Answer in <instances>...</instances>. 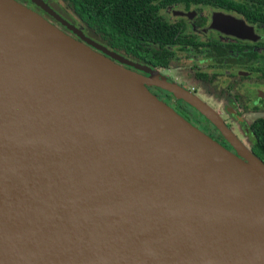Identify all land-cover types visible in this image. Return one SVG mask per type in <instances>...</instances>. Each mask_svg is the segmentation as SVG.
Listing matches in <instances>:
<instances>
[{"label": "water", "instance_id": "water-1", "mask_svg": "<svg viewBox=\"0 0 264 264\" xmlns=\"http://www.w3.org/2000/svg\"><path fill=\"white\" fill-rule=\"evenodd\" d=\"M211 26L256 38L233 15ZM0 264H264V163L191 92L0 0Z\"/></svg>", "mask_w": 264, "mask_h": 264}, {"label": "flooded vegetation", "instance_id": "flooded-vegetation-1", "mask_svg": "<svg viewBox=\"0 0 264 264\" xmlns=\"http://www.w3.org/2000/svg\"><path fill=\"white\" fill-rule=\"evenodd\" d=\"M16 1L34 10L63 32L84 42L93 50L128 69L150 78L154 77L176 83L200 98L211 108H214L213 104L215 103H223V106L230 112L233 121L242 124L244 122L242 114L244 112L259 111L260 104L264 101V91H256V97L252 98V96L240 93L237 88H233L232 83H227L226 87L222 86V81L219 78L217 80L218 85L210 83L212 77H219V72H223H209L208 69L211 68V65L208 62L210 61L215 63L218 68L225 69L223 73L227 79L238 76V79H251L253 77L264 80V28L257 23L248 22L242 14L234 10L226 9L219 4L215 5L212 0H82L86 3L94 1L100 14L106 10L115 11L116 13L118 11L124 12L129 19L130 29L133 30L135 27L132 32V34H135V40L129 45L131 47L137 46L138 49L141 47L140 51L143 57L132 52L129 54L118 48L119 43L116 40L109 41L104 36L102 27L92 30L85 18L77 11L73 0L66 1L71 5L73 12L82 23V30L80 31L72 26L73 24L66 13L52 8L44 0ZM215 13L242 18L247 25L253 28L256 38H240L212 27ZM150 14L159 18L163 25L170 28L172 35L168 37L169 40H165L166 37L163 36L160 43L148 37L147 26ZM141 31L142 34H139ZM150 48L158 50L157 58L161 56L167 62L151 63L150 60L151 58L154 59L155 55H151L148 59ZM106 52L119 56L129 63L119 61ZM182 58L195 62L181 66L177 61ZM135 64L143 68H139ZM230 69L236 71L233 73ZM174 70L176 71L175 78L171 74ZM146 86L158 99L173 108L191 124L217 140L231 152L241 156L236 153V148L223 136L218 128L211 121L206 120L191 104L177 98L172 92L159 86L153 84ZM249 92L251 93L250 90ZM230 100L233 105H231ZM258 118H264V114L254 117L244 130L245 133L249 132L250 134L249 147H246L240 141L252 153L251 146L254 142V136L250 124ZM222 119L237 135L225 119ZM253 154L255 155V153ZM242 158L244 159V157Z\"/></svg>", "mask_w": 264, "mask_h": 264}, {"label": "trees", "instance_id": "trees-1", "mask_svg": "<svg viewBox=\"0 0 264 264\" xmlns=\"http://www.w3.org/2000/svg\"><path fill=\"white\" fill-rule=\"evenodd\" d=\"M73 1L77 7V11L82 17L85 18L87 24L92 30L102 27L104 36H106L109 41L116 40L119 43L117 46L118 48L129 54L132 52L143 57V54L140 51L141 47L138 49L137 46L131 47L129 45V43H133L135 40V34H132V32L135 30V27L133 30L130 29L128 24L129 19L126 17L124 12L121 13L118 11L116 13L115 11L106 10L100 14L94 1H90L89 3H86L82 0ZM212 2L215 5L219 4L226 9L234 10L237 13L242 14L248 22L257 23L261 25L262 28H264V0H212ZM160 21L161 20L159 18H156L154 15L150 14L147 26V34L150 39L161 43L163 36L166 37L165 40H169L168 37L172 35V32L168 26L163 25V23ZM139 34H142V31L139 32ZM157 54L158 50H154L153 48L149 49V55L147 56L148 59H150L149 57L151 55H155L154 59L151 58V63L157 64L158 62L166 61L161 56L157 58ZM199 113L203 115L201 112ZM203 117L210 121L204 115ZM250 128L254 136V142L251 146V149L253 153H255L256 157L264 163V118H258L254 120L250 124Z\"/></svg>", "mask_w": 264, "mask_h": 264}, {"label": "rangeland", "instance_id": "rangeland-1", "mask_svg": "<svg viewBox=\"0 0 264 264\" xmlns=\"http://www.w3.org/2000/svg\"><path fill=\"white\" fill-rule=\"evenodd\" d=\"M44 2L49 3L50 6L54 9H58L61 10L62 12L66 13V15H68L70 22L73 24L72 26L77 29V30H82V23L81 21L78 19V17L76 16V14L73 12L71 5L68 4V2L66 0H44ZM27 7V6H25ZM28 8V7H27ZM30 9V8H28ZM49 9H51L49 7ZM32 12L38 14L37 12H35L34 10L30 9ZM52 10V9H51ZM39 16H41L40 14H38ZM42 17V16H41ZM44 18V17H42ZM45 19V18H44ZM46 20V19H45ZM48 21V20H46ZM49 22V21H48ZM51 23V22H49ZM52 24V23H51ZM54 25V24H53ZM55 26V25H54ZM57 27V26H55ZM58 28V27H57ZM59 29V28H58ZM61 30V29H60ZM62 31V30H61ZM67 34V33H66ZM69 35V34H68ZM71 36V35H70ZM72 37V36H71ZM74 38V37H73ZM195 61L193 60H187L185 58H182L181 60H178L177 63L181 66L187 64V63H194ZM210 63L209 65H211V68L208 69L209 72H214L217 73L219 71H225V69H220L218 68V66H216L215 63H213L212 61L208 62ZM233 73L236 71L235 69H230ZM137 72V71H135ZM223 72H219V77L218 76H214L211 78V84H217V80L218 78L221 79V85L222 86H227V83H232V87L233 88H237V90L240 93H244L248 96H252V98L255 96L256 97V91L261 90L264 91V80H260L257 78H251V79H238L236 76H232L229 77L227 79L226 75ZM139 73V72H137ZM171 73V72H170ZM142 74V73H140ZM173 78H175L176 76V71L174 70L172 73ZM237 78L236 81H234V79ZM249 90L251 91V93L249 92ZM214 99V98H212ZM216 100V99H215ZM231 105H233V103L230 100ZM259 104V103H258ZM257 104V105H258ZM214 105V110L221 115V118H224L226 123L232 127V129L234 130V132L237 134L236 136L239 138V140L246 146L249 147V142H250V134L249 132L245 133V128L246 126L251 122V120L258 116V115H263L264 114V101L262 102V104H260V108L259 111H251L250 113H246L244 112L242 114V117L244 118V122L238 123L236 121H233L231 119V115L230 112L227 111V109L225 108V106H223V103L221 104H213ZM251 108V107H250ZM235 150V149H234ZM236 151V150H235ZM236 153H238L236 151Z\"/></svg>", "mask_w": 264, "mask_h": 264}]
</instances>
